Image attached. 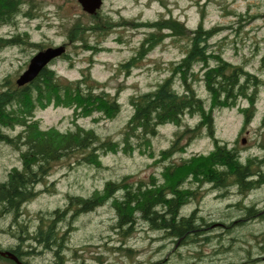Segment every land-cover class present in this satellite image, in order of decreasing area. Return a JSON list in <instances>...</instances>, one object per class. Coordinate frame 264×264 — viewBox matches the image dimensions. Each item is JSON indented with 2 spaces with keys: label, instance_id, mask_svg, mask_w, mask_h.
<instances>
[{
  "label": "trees",
  "instance_id": "16d2710c",
  "mask_svg": "<svg viewBox=\"0 0 264 264\" xmlns=\"http://www.w3.org/2000/svg\"><path fill=\"white\" fill-rule=\"evenodd\" d=\"M228 11L237 16L236 11ZM22 14L28 12L24 11L21 0H0V28L15 24ZM203 17L201 14L195 26H188L172 15L136 23L145 26L147 32L130 61L141 60L169 36L181 42L184 51L178 59L167 63L164 68L167 74L157 80L154 87L129 95L131 111L120 139L104 138L95 128L77 120L73 126L61 129L55 125L44 127L35 117L37 109L50 103L71 106L73 114L87 109L91 114L116 116L121 110L118 95L99 89L90 77L83 74L74 80L63 81L55 68L49 65L43 66L22 84L13 83L7 77L0 79V142L12 146L19 159L0 179V228L15 239V243L6 246L0 243V249H8L19 261L1 252L0 259L8 264H64L67 257L65 229L81 213L105 203L114 210L112 229L122 236L123 241L110 245L121 250L132 249L124 239L140 223L166 240L170 239V247L174 248L177 245L209 243L217 235L212 227L225 228L229 233L235 226L263 215L256 203H245L242 197L264 184V140L258 142L260 154L242 158L236 146L216 136L214 111L220 107L241 106L243 126L247 125L254 113L259 88L264 87V77L250 70L246 66L247 61L235 63L225 58L223 44L213 46L216 34L232 26L219 23L207 26ZM100 21L108 26L114 24L104 22L102 18ZM103 24L85 26L71 31L74 36L71 35L83 41L86 49L96 48L83 38L82 33L86 29H100ZM76 27L80 28L78 24ZM14 43L15 35L7 38L0 35V47ZM261 47L260 60L264 66V44H256V51ZM200 83L207 90L206 96L197 88ZM242 100L246 101L245 105L240 104ZM186 115H197L198 120L193 125H184L178 136L186 137L185 144L201 135L210 136L213 148L206 156L169 162L185 146L177 145L176 139L159 152L158 160H166L161 179L155 174L147 178H132V173H126L117 179H106L101 187H95L89 193H67L64 207L43 210L35 215L36 218L27 219L22 213L25 204L36 194V186L46 181V175L55 162L73 158L78 164L101 167L102 156L114 151L120 143L126 152H141L142 142L155 136L160 125L180 124ZM260 125H264V111ZM13 129L15 133L9 132ZM190 173L193 181L188 177ZM203 185L207 186L204 190H211L223 198L238 194L240 198L228 207L234 205L240 211L228 219L221 215L206 218L199 213L197 205L186 211L185 206L197 199L199 187ZM258 246L264 252L263 244ZM243 249L245 262L229 264H248L250 261L252 264L253 260L263 258L260 255L252 259L250 249ZM47 253L52 254L50 258H47Z\"/></svg>",
  "mask_w": 264,
  "mask_h": 264
},
{
  "label": "rangeland",
  "instance_id": "374dc122",
  "mask_svg": "<svg viewBox=\"0 0 264 264\" xmlns=\"http://www.w3.org/2000/svg\"><path fill=\"white\" fill-rule=\"evenodd\" d=\"M21 1L28 14H22L17 22L20 28L26 27L31 38L28 36L24 39L28 42L21 41L20 46L23 49L15 48V43L0 47V79L7 77L16 83V78L26 68L29 56L38 44H60L67 41L68 57L60 56L51 64L59 77L63 81H71L84 74L99 89L110 95H118L121 102V110L114 117L87 113V109H80L73 114L71 106L50 103L37 109L35 113V117L39 118V123L44 127L55 125L65 129L73 126L74 120H77L86 126H92L104 138L120 139L124 123L131 111L129 95L154 87L156 81L167 74L164 69L167 63L178 59L184 51L181 42L169 36L141 60L130 61L147 32L145 26L136 23L162 15L175 16L188 26H195L201 14H204L203 19L207 26L229 24L232 28L227 27L216 34L212 40L213 46L223 44L225 58L235 63L247 61L246 66L250 70L264 77V66L260 60L262 47L256 51L257 43L260 46L264 44V0H102L96 9L97 13L84 10L78 0ZM228 10L236 11L237 16ZM100 17L104 22L111 21L114 24L104 25ZM15 24L2 26L0 35L4 38L9 34L14 36ZM97 24H103V27L86 29L82 33L83 38L88 39L96 48L86 49L83 41L71 38L74 36L71 31ZM22 38L24 37L20 39ZM30 39L37 44H29ZM197 88L206 96L207 90L202 83ZM240 104L245 105L246 101L242 100ZM240 107H220L214 111L215 134L229 145L236 146L240 156L247 158L261 153L258 142L264 140V125H260L264 111V87L259 88L252 119L245 126ZM197 120V115H186L180 124L160 125L155 136L142 142L139 148L141 152H126L120 143L114 151L102 156L101 167L78 164L73 158L55 162L50 173L46 175V181L36 186V194L25 204L22 213L27 219L36 218L35 215L43 210L64 207L67 193H89L93 188L101 187L106 179H117L126 173H132V178H147L150 174L163 178L162 166L166 160H158L160 150L176 139L177 145L185 144L186 137L182 138L178 133L184 125H193ZM9 132L15 133V129ZM212 148V138L206 134L201 135L185 144L182 151H177L168 161L178 163L187 157H203ZM18 162V152L12 146L0 142V179ZM188 177L193 181L191 173ZM203 188L207 186L199 187L197 199L185 206L186 211L197 205L199 213L206 218L221 215L226 219L240 211L234 205L228 207V204L238 199V194L223 198ZM242 198L245 203H256L262 209L263 215L235 226L229 233L225 228L212 227L217 235L209 243L177 245L174 248L170 247V239L166 240L158 232L147 229L140 223L124 239L131 250L111 247V243L123 242L122 236L112 229L115 216L111 205L101 204L94 210L81 213L72 225L64 227V247L67 255L64 264L242 263L245 262L246 254L243 247L250 249L252 259L263 256L260 260H253L252 264H264V252L258 246H264V184L252 189ZM0 243L6 246L15 243V239L0 228ZM47 254V258L52 255ZM0 264L8 263L0 259Z\"/></svg>",
  "mask_w": 264,
  "mask_h": 264
},
{
  "label": "water",
  "instance_id": "95a60500",
  "mask_svg": "<svg viewBox=\"0 0 264 264\" xmlns=\"http://www.w3.org/2000/svg\"><path fill=\"white\" fill-rule=\"evenodd\" d=\"M82 8L88 12H95L100 6L102 0H78ZM64 50L63 45L49 46L43 50H39L34 54L28 62L27 68L16 78L18 84L31 79L44 66V64L53 56L61 53ZM1 254H6L16 261H19L17 256L9 250L0 251Z\"/></svg>",
  "mask_w": 264,
  "mask_h": 264
},
{
  "label": "flooded vegetation",
  "instance_id": "af4514ba",
  "mask_svg": "<svg viewBox=\"0 0 264 264\" xmlns=\"http://www.w3.org/2000/svg\"><path fill=\"white\" fill-rule=\"evenodd\" d=\"M97 11L98 10H96V12L95 13H97ZM88 12V11H87ZM89 13H93V12H89ZM20 24H18V22L15 24V48H19V49H23V48H21V41H22V39L24 40L25 38H28V36H29V38H31L30 37V35H28V30L27 29H25L26 27H23V28H20V26H19ZM28 27V26H27ZM24 29V30H23ZM8 37H12L13 35L12 34H9V35H7ZM71 36V35H70ZM21 37H24V38H22V39H20ZM71 38H72V36H71ZM19 39H20V41H19ZM32 39H30V42H29V44H37V42H35V41H31ZM57 45H63V47H64V50L61 52V53H59V54H57V55H55V56H53V57H51L45 64H44V66H49V65H51L53 62H54V60H56L58 57H60V56H63L64 54H66L68 51L66 50V48H67V41H62L60 44H53V43H49V44H44V45H39L38 44V47L37 48H35V49H33V51L31 52V54H30V56H29V59L34 55V54H36L39 50H43V49H45V48H47V47H49V46H57ZM99 46H100V44H98ZM88 49H90V50H92L93 49V47H89ZM29 59H28V62H29ZM27 66H28V64H27ZM27 66H26V68H27ZM25 68V69H26ZM24 69V70H25ZM23 70V71H24ZM22 71V72H23ZM21 72V73H22ZM20 73V74H21ZM19 74V75H20ZM4 249H6V248H2V249H0V250H4ZM6 250H8V249H6ZM17 264H25V263H21V262H18Z\"/></svg>",
  "mask_w": 264,
  "mask_h": 264
}]
</instances>
